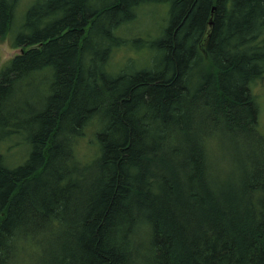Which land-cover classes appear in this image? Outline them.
Instances as JSON below:
<instances>
[{
  "label": "trees",
  "instance_id": "trees-1",
  "mask_svg": "<svg viewBox=\"0 0 264 264\" xmlns=\"http://www.w3.org/2000/svg\"><path fill=\"white\" fill-rule=\"evenodd\" d=\"M147 2L169 4L162 56L111 72L124 45L113 29ZM24 22L0 70V139L24 133L30 146L15 168L0 153V264L23 250L26 264H264L249 88L264 73V0H36ZM12 23L0 0V37ZM46 74L43 111L27 122L17 104ZM83 127L88 172L68 149ZM218 134L236 150L227 173L211 164Z\"/></svg>",
  "mask_w": 264,
  "mask_h": 264
},
{
  "label": "rangeland",
  "instance_id": "rangeland-1",
  "mask_svg": "<svg viewBox=\"0 0 264 264\" xmlns=\"http://www.w3.org/2000/svg\"><path fill=\"white\" fill-rule=\"evenodd\" d=\"M5 1L13 4V23L8 32L0 37V70L20 52L18 47H12L14 43L13 36L25 24V14L36 2V0ZM168 7L169 4L167 3L147 2L141 4L136 7L133 19L122 22L113 29L115 38L119 41L118 43H124V45L114 46L115 48L113 47L110 51L107 65L111 72H117L128 64L130 71L150 67L156 57L162 56V53L157 52L154 44L161 39V35L169 23ZM31 33L27 32L26 35L29 36ZM129 60L131 64L128 62ZM48 79H50V75L46 74L42 79L28 81L29 83L25 86L26 93L21 97L17 106L25 108V111L29 110V112L24 113L27 122H31L43 111V105H45L43 104V97H45L48 89ZM249 88L257 106L256 128L258 133L264 137V73L262 78L252 81ZM33 125L29 130L31 134L34 131L36 134L39 124L33 121ZM28 133L29 131H27ZM25 137L24 133H20L0 139V153L3 155L7 167L15 168L25 161L30 149ZM91 138V131L83 127L80 135L74 138V141L72 140L73 143L71 141L68 143V149L72 151L74 149L78 152L77 154L73 151L75 159L81 164V166L77 164V167L79 169L84 168L85 172H88L87 168L90 164L91 151L88 145L92 147L89 143ZM76 142H78L77 146L74 147ZM208 147H210L209 154L212 167L215 169L218 167L223 173L229 172L232 169L233 162L235 163L236 155L235 147L231 144L229 136L218 134V138L211 140ZM67 165L71 168L73 163ZM69 178L73 181V172L72 177L69 173ZM83 185H86V181L83 182ZM84 200L85 197L78 200V203L84 202ZM28 257L29 252L23 250L17 254L15 261L17 264H26Z\"/></svg>",
  "mask_w": 264,
  "mask_h": 264
}]
</instances>
